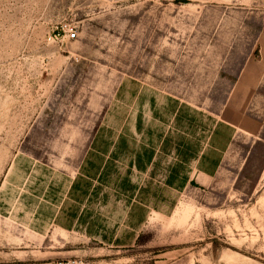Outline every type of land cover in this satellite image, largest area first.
Wrapping results in <instances>:
<instances>
[{"label": "rangeland", "instance_id": "rangeland-1", "mask_svg": "<svg viewBox=\"0 0 264 264\" xmlns=\"http://www.w3.org/2000/svg\"><path fill=\"white\" fill-rule=\"evenodd\" d=\"M137 74L239 111L217 176L124 249L0 218L2 264H264V0H0V181L27 155L69 169Z\"/></svg>", "mask_w": 264, "mask_h": 264}, {"label": "crops", "instance_id": "crops-1", "mask_svg": "<svg viewBox=\"0 0 264 264\" xmlns=\"http://www.w3.org/2000/svg\"><path fill=\"white\" fill-rule=\"evenodd\" d=\"M189 94L153 75L122 79L69 169L15 158L0 181V218L36 237L132 247L149 219L171 217L186 191L208 186L240 127L239 111L209 112Z\"/></svg>", "mask_w": 264, "mask_h": 264}, {"label": "built area", "instance_id": "built-area-1", "mask_svg": "<svg viewBox=\"0 0 264 264\" xmlns=\"http://www.w3.org/2000/svg\"><path fill=\"white\" fill-rule=\"evenodd\" d=\"M76 34H75V31L73 29H68L66 31V37L68 40H73L75 38ZM64 264H70V263H64Z\"/></svg>", "mask_w": 264, "mask_h": 264}]
</instances>
